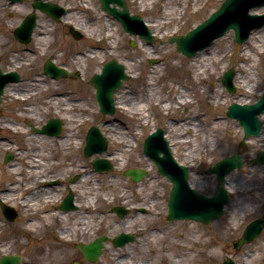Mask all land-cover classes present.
I'll return each instance as SVG.
<instances>
[{
  "label": "rangeland",
  "instance_id": "obj_1",
  "mask_svg": "<svg viewBox=\"0 0 264 264\" xmlns=\"http://www.w3.org/2000/svg\"><path fill=\"white\" fill-rule=\"evenodd\" d=\"M50 1L69 9L70 13L65 17L67 22L55 24L40 15L43 21L34 31L32 42L21 45L13 38V29L33 11V0L17 4V11L13 9L14 5L9 7L7 2L0 0V68L6 72H18L23 81L11 85L20 91L17 92L19 96L23 91L29 94L23 101L10 94L4 95L1 105L0 198H10L6 204L16 210L17 219L9 222L0 211V249L7 250L6 255L22 256V263L40 264L42 254L36 243L50 240L68 244L57 237L60 227L69 229V237L78 242L83 237L78 227L86 222L93 232L88 231L86 235L94 239L100 235L113 238L120 232L133 233L138 237L125 247L115 248L112 243H107L103 256L95 263L83 259L77 243L70 244L72 258L67 264L73 261L112 264L116 258L125 255L129 256L128 264H222L227 256L237 264H264V230L256 241L238 250L233 247L244 227L263 212L264 166L252 165L250 161L264 149V124L260 136L244 140L238 122L226 115L231 103H254L264 94V53L256 55L246 50L245 54L250 57H244L242 51L249 40L238 45L233 32L229 31L206 49L217 56L224 55L223 59L206 72L200 69L195 79L193 59L205 50L193 58H186L176 52L173 44H168L170 36L185 34L204 21L224 0H199L197 4L196 0H188V3L186 0H126L132 14L140 15L152 25L164 22L162 31L166 32L164 35L160 32L154 43L149 45V56L145 52L147 44L125 33L116 20L102 11L99 0ZM171 6L175 8L172 10L174 13L164 15V11H171ZM179 9L182 13L177 15L176 10ZM256 10L258 15L263 14L264 6ZM68 22L80 30L82 40L76 41L68 34ZM108 22L113 24L110 37H107ZM149 29L154 31L156 28L152 26ZM262 29L261 35L264 36V26L259 30ZM131 41H134V47ZM260 44L264 46V38ZM86 52V60L81 63L73 61L77 55ZM49 58L56 64L66 65L72 72H79V77L58 81L44 76L42 68ZM113 58L125 63L128 73L133 76L117 92L120 106L129 109L116 107L113 116H105L98 110L95 91L88 84V79ZM230 68L238 78L242 72L245 73L244 69L248 72L243 85L234 80L233 94L227 93L221 84L222 74ZM151 77L152 81H149ZM184 91H188L190 96L186 99L193 102L189 106L178 104L180 97L187 95ZM53 97H56V103L51 102ZM169 102L170 108L161 106ZM126 103L128 106L124 105ZM28 111L31 114L27 116ZM60 115H63L65 123L62 137L68 147L57 141L62 138L44 135L45 141L41 143L39 135L31 134L24 122L29 121L39 127L48 118ZM184 119L191 123L190 130L185 127ZM175 123L174 128L168 127ZM92 126L99 127L108 140L107 154L112 157L117 153L123 158L110 160L114 165L111 172H95L91 160L97 156L87 158L83 154L86 132ZM182 126L185 131L181 133ZM196 126L200 130L198 134ZM156 128H164L166 138L176 142L177 145H172L174 157L189 169L191 187L204 195H213L217 188V181L208 169L227 156L243 155L246 165L227 175L231 196L226 214L209 227L189 220H167L171 184L142 152L145 138ZM209 128H218L221 132L219 137L207 131ZM183 138L186 142H181ZM242 143L244 147H241ZM65 151L68 155L63 158ZM7 153L12 154V160L5 164ZM34 159H40V162ZM10 166L14 169H9ZM132 167L148 169V177L139 184L131 183L122 173ZM40 175L49 177L47 179L60 177L61 196L69 190V180L74 176L76 180L71 189L77 209L60 216V212L54 209L56 202L44 203L39 199L37 204L22 203L25 192L29 190L25 191L23 184L31 181L40 185L34 180ZM82 175L84 182L78 179ZM114 178L117 186L111 183ZM59 183L58 178L45 181L50 190L56 191ZM97 188L100 190L97 199L87 211L91 214H86L79 209L80 203ZM16 189L18 194L13 196L3 193L4 190ZM42 196H45L43 192ZM118 205H131L138 210L144 209V212L132 209L128 217L121 219L112 212ZM41 206L46 209L38 210ZM47 210V221L53 223L51 231L42 228L35 236L27 234L23 229L28 220L34 216L38 218ZM126 222L128 225H123ZM33 223L44 225L38 220ZM2 255L1 252L0 257Z\"/></svg>",
  "mask_w": 264,
  "mask_h": 264
},
{
  "label": "water",
  "instance_id": "obj_2",
  "mask_svg": "<svg viewBox=\"0 0 264 264\" xmlns=\"http://www.w3.org/2000/svg\"><path fill=\"white\" fill-rule=\"evenodd\" d=\"M102 9L116 19L129 34L140 35L151 43L154 37L145 26L143 20L137 15H130L127 5L124 0H100ZM112 5V6H110ZM264 5V0H224L219 9L213 12L203 23L196 28L187 32L183 36L172 37L169 43L176 44V50L186 57L196 55L198 51L209 47L213 40L224 35L227 31L232 30L234 39L237 43L243 44L250 30L260 27L264 24V15H250L249 10L253 7ZM119 6L121 9H117ZM36 8L47 14L54 13V6L49 3H37ZM35 26V16H30L18 29L16 36L19 41L27 43L30 41L32 29ZM45 70L53 77L65 75V71L60 68H55L51 62H47ZM233 71H228L222 78V84L229 93L234 91L232 84ZM128 79V75L124 72V66L118 63L115 59L107 62L100 74H95L91 78V85L96 90V101L99 109L103 114L114 113V94L122 83ZM19 78L15 73L2 75L0 70V102L3 88L8 82L18 81ZM264 112V96L253 105H238L232 104L227 111L230 118H235L239 121L244 130L245 138L249 136H258L261 122L257 115ZM50 124L44 127L43 131L49 134H54L59 128L60 122L52 120ZM55 132H54V131ZM56 134V133H55ZM106 150V140L100 134L98 129L92 128L87 135V145L85 147V155L91 156L94 153H102ZM144 154L149 157L157 166L161 175L166 176L172 182V189L168 200V219L180 220L191 219L209 225L212 221L220 218L224 214V205L228 203V192L224 188V177L230 171L239 169L244 165L240 156H232L223 159L209 169V172L216 175L219 183L218 190L215 195L208 197L193 190L188 183V170L177 163L172 156L168 141L164 137L162 129H157L154 133L146 138L143 145ZM12 158L11 154H7L5 161ZM252 163L264 165V151L258 153ZM94 168L102 171L112 169L111 164L106 159H96L93 162ZM131 177L133 181H139L147 176V172L139 169H131L124 173ZM72 194L65 199L61 209L68 210L71 208ZM4 215L9 219L15 218V213L11 207L0 203ZM120 216L126 212L123 209L115 210ZM264 225V215L262 218L251 222L245 229L241 239L235 245L238 248L240 245L250 242L257 238L261 233ZM108 238L103 236L92 241L88 245H79L78 248L88 261L94 262L102 253L104 241ZM134 236L121 233L114 240L115 246H123L129 241H133ZM20 258L4 257L0 264H18ZM224 264H234L233 260L227 259Z\"/></svg>",
  "mask_w": 264,
  "mask_h": 264
},
{
  "label": "bare ground",
  "instance_id": "obj_3",
  "mask_svg": "<svg viewBox=\"0 0 264 264\" xmlns=\"http://www.w3.org/2000/svg\"><path fill=\"white\" fill-rule=\"evenodd\" d=\"M84 1H86V0H84ZM169 1H173V0H169ZM188 0H186V3H188L187 2ZM201 1V0H200ZM197 3H199V0H196V3L195 4H197ZM8 6L10 7L11 6V4L8 2ZM172 8H171V11H164L163 12V14L164 15H167V16H170V15H172L174 12L172 11V10H174L175 8H173V6H171ZM258 8V7H257ZM13 9L15 10V11H17V10H19V8H17L16 7V5L15 6H13ZM177 12H176V14L177 15H180L181 13H182V11L179 9V10H176ZM259 12V11H258ZM251 13H256V14H259V13H257V10L256 9H253L252 10V12ZM146 22V25L149 27H152V26H155V30L154 31H151L152 32V34L154 35V37H159L158 36V34L160 33L161 35H164V33L166 32V30L165 31H162V27L164 26V22L163 21H158L157 22V24H155V25H152V24H150V23H148L147 21H145ZM40 23H41V21H40ZM109 23V25H108V28H107V33H108V35H107V37H110V33H111V31L113 30L112 29V26H113V24L111 23V22H108ZM166 24H168V22H165ZM264 25H262V26H260V27H257V28H254V29H251L250 30V35H249V41L247 42V44L245 45V47H244V50L242 51L243 52V54H244V57L247 55V56H249L248 54H245V52H246V50L247 51H249V52H251V53H253V54H256V55H262L263 53H264V46H262L260 43L263 41V38H264V36H262L261 35V32L263 31V29L262 30H259L261 27H263ZM149 27V28H150ZM158 33H157V32ZM157 33V34H156ZM162 37V36H161ZM140 44V43H139ZM142 46V45H141ZM147 49L149 50V45H146V48H145V52L148 54V56L150 55L149 53H150V51H147ZM210 49V48H209ZM87 52L86 53H83V54H81V55H77L75 58H74V62H76V63H81L82 61H84V60H86V58H87ZM223 57H224V55L223 56H217V55H215V54H213V53H211L210 52V50H205L203 53H200L197 57H196V59H193V64L195 65V67H196V69H195V73H194V75H195V79H196V77L200 74V72H199V70L200 69H203V72H206L207 71V69H209V67L210 66H212L213 67V65L215 64V63H217V61H219L220 59H223ZM250 57V56H249ZM250 59V58H249ZM250 62H252L253 63V59H251L250 60ZM124 65H125V67H126V64L124 63ZM126 70H127V67H126ZM244 71H245V73H241L242 75H241V77H237V74H235L234 75V80L236 79V82H237V84H240V86L241 85H243L244 84V78L246 79L247 78V75H248V72H247V70L246 69H244ZM128 72V71H127ZM131 77H133L132 75H130ZM243 78V79H242ZM242 79V80H241ZM149 81H152V77L151 78H149ZM234 84H235V82H234ZM235 87H236V84H235ZM17 92H20V91H18L17 89H16V87L14 86V85H10V84H7L4 88H3V92H2V94H1V97H3L4 95H7V94H10V95H13L14 96V98H17L18 100H21V101H23V100H27L28 99V97H29V94H26V92L25 91H23V94H22V96H19V94L17 93ZM28 92V91H27ZM185 92V94H187V95H185V96H181L180 97V100H179V102H178V104H180V105H183V106H189L190 104H192L193 102H191V100H187L186 98L188 97V98H190V96H189V93H188V91H184ZM118 93H116V95H115V104H116V106L117 107H121V109H129V108H126V107H122V106H120V104H121V102H120V97H119V99H118ZM51 102L52 103H56V98H52L51 99ZM235 103H237V104H239V105H241V104H243V103H241V102H235ZM245 103H247V102H245ZM221 104H223V103H221ZM125 106H128L127 105V103L126 104H124ZM161 106H164L165 108H170L171 107V103L169 102V103H163V105H161ZM125 111H128V110H125ZM131 113V112H130ZM26 114V113H25ZM31 114V112H27V116L28 115H30ZM263 117V116H262ZM262 117H260V119L262 118ZM146 118V117H145ZM182 121H184V125H185V127L186 128H188L189 130L191 129L190 128V124L191 123H188L187 122V119H184V120H182ZM180 121H178L177 123H179ZM107 123H109V122H107ZM177 123H175V124H171V125H169L168 127L169 128H174L175 127V125H177ZM218 124L216 123V126H217ZM218 127V126H217ZM196 128H197V133L196 134H198L199 132H200V130H198V126H196ZM164 129V128H163ZM182 131H181V133L183 132V131H185V129H184V127L182 126V129H181ZM207 131H210L211 133H215V135H213V136H216V137H219V135H220V130L218 129V128H216V129H207ZM177 133V132H176ZM179 133V132H178ZM261 135V134H260ZM48 138V137H47ZM50 138V137H49ZM39 139H40V141H41V143L42 142H44L45 141V137L44 136H39ZM0 141H3V139H1L0 138ZM58 142H60V144H61V146H65V147H68L67 146V143H66V140H65V138H62L61 140H57ZM79 142V141H78ZM181 142H186V140H184V138L183 139H181ZM176 142H173V141H170V145H173V144H175ZM175 145H177V144H175ZM209 148H211V147H209ZM67 152L65 151V152H63L62 153V157L63 158H66L67 157ZM107 158L108 159H113V158H116V159H118V160H123V158L122 157H120V155H118L117 153L114 155V156H112V157H108L107 156ZM27 161H28V158L26 159ZM43 160V159H42ZM42 160H41V162H42ZM34 161H39L40 162V159H34ZM41 165H43V164H41ZM67 167H68V165H67ZM40 168H42V166H40ZM9 169H14L13 168V166H10V168ZM41 177V180H43V179H46V177L45 176H40ZM84 175H82L81 177H80V180H81V182L83 181L84 182ZM228 176H226V178H225V187H227V189H231V188H229L228 186H227V183H228ZM46 180H48V179H46ZM46 180H43V181H46ZM49 181V180H48ZM51 181V180H50ZM113 185H116L117 186V181H116V178H114L113 180H112V182H111ZM28 185L29 184H25V188H29L28 187ZM97 185H99V184H97ZM73 186V185H72ZM72 186H69V188H72ZM98 190H94L93 192H92V194H86L87 196H86V198H85V200H83L81 203H80V207H79V209H81V210H83V212H85L86 214H91V213H89V212H87L88 211V209H89V207H92V205L95 203V200L97 199V194H98V191H100L99 190V188H97ZM35 190V194H33L32 192ZM44 190H46L45 188H43V189H38V188H33L32 186H31V184H30V192L29 193H27V195L25 196V198L21 201L22 203H24V202H26L27 204L30 202V203H34V204H37L38 203V200L40 199V201L39 202H44V203H54V202H56V199H58L59 197L58 196H56V193H55V195L54 196H40L38 199L36 198L37 196H38V194H39V192L40 193H44ZM3 192H9L8 190L7 191H3ZM85 193V192H84ZM13 194H15L14 193V191L13 192H10V193H8V195H12L13 196ZM6 195V194H5ZM115 197V196H114ZM113 197V201H115V198ZM10 198H8V196H4V197H1L0 198V202L1 203H3V204H6L7 202H8V200H9ZM105 200V199H104ZM107 201V200H106ZM26 204V205H27ZM40 205V204H39ZM26 207V206H25ZM45 210L46 208L44 207V206H41L38 210ZM48 213V214H47ZM41 220H40V219ZM49 219V211L47 210L45 213H42L38 218L37 217H33V218H31V219H29L28 220V222H27V225H26V227H24V231L28 234H32V235H36V234H38V233H40L41 231H42V228L43 229H45V230H48L47 232H50L51 231V229H52V225H53V223L52 222H50V221H47ZM37 220L38 221H42L43 222V224L44 225H39V224H37V223H33L34 221L35 222H37ZM123 225H128V223L126 222V223H123ZM91 229H92V227L91 226H87L86 225V222H83L81 225H80V227H78V230H79V233L83 236V237H81L80 239H78V242H75L74 240L75 239H71L69 236H70V234H71V232H70V230L69 229H67L66 227H60V229H58L59 231H58V234H57V237L59 238V239H61V240H64L66 243H68V244H64V245H62V244H60L59 242L58 243H55L54 241H50V240H46V241H43V242H41V240L38 242V243H36V245L39 247L40 246V248H39V251L41 252V254H42V260H41V262H40V264H67V263H69V261L71 260V258H72V251H71V248H70V244H75V243H77V247L79 246V245H88V244H90L93 240H94V238L93 237H91V236H87L86 234L88 233V231L90 232V233H93L92 231H91ZM3 235H4V232H3ZM86 235V236H85ZM76 245V244H75ZM7 250H5V249H0V253L2 252L3 254H7V252H6ZM103 256V255H102ZM128 255H125V256H121V257H119V258H116L115 260H114V263H112V264H128ZM77 264H80V262H76ZM132 263V262H131ZM22 264H26V263H22ZM141 264H144V262H142Z\"/></svg>",
  "mask_w": 264,
  "mask_h": 264
},
{
  "label": "flooded vegetation",
  "instance_id": "obj_4",
  "mask_svg": "<svg viewBox=\"0 0 264 264\" xmlns=\"http://www.w3.org/2000/svg\"><path fill=\"white\" fill-rule=\"evenodd\" d=\"M31 180H33V179H31ZM69 182H70V180H69ZM25 184H33V183H31V181H25V183L23 184L24 186H25ZM33 185H35V184H33ZM43 188H45V189H47V185L45 184V185H43Z\"/></svg>",
  "mask_w": 264,
  "mask_h": 264
}]
</instances>
